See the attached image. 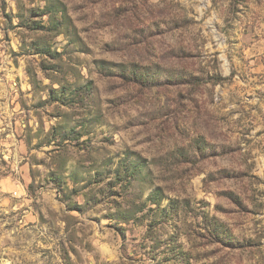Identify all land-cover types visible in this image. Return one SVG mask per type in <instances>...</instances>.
Returning <instances> with one entry per match:
<instances>
[{"label":"rangeland","instance_id":"rangeland-1","mask_svg":"<svg viewBox=\"0 0 264 264\" xmlns=\"http://www.w3.org/2000/svg\"><path fill=\"white\" fill-rule=\"evenodd\" d=\"M0 264H264V0H0Z\"/></svg>","mask_w":264,"mask_h":264}]
</instances>
